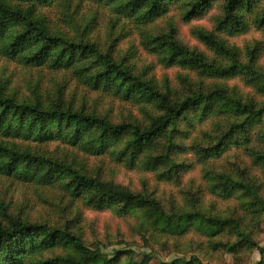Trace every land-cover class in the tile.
I'll return each instance as SVG.
<instances>
[{
	"label": "trees",
	"instance_id": "obj_1",
	"mask_svg": "<svg viewBox=\"0 0 264 264\" xmlns=\"http://www.w3.org/2000/svg\"><path fill=\"white\" fill-rule=\"evenodd\" d=\"M217 4L214 31L191 32L208 53L184 44L169 15L190 23ZM251 25L261 42L240 49L224 38ZM130 32L163 69L182 72L174 82L139 67L132 47L118 49ZM263 53L264 0H0L1 60L62 72L98 96L95 105L78 103L67 82L23 87L0 75V264H152L170 239L178 256L158 264H212L218 254L254 252L260 255L255 264H264L256 241L264 182L251 168L219 164L232 149L242 150L264 176ZM234 78L252 95L229 85ZM102 99L130 105L137 115L115 114ZM52 143L71 152L51 151ZM89 157L171 183H180L194 164L202 179L182 203L164 204L147 183L136 191L122 186L90 166ZM17 183L52 191L63 206L43 199L54 215L34 213L11 195ZM219 200L232 203L223 208ZM84 210L132 220L130 230L149 252L136 259L130 245L109 252L106 242H91Z\"/></svg>",
	"mask_w": 264,
	"mask_h": 264
},
{
	"label": "rangeland",
	"instance_id": "obj_2",
	"mask_svg": "<svg viewBox=\"0 0 264 264\" xmlns=\"http://www.w3.org/2000/svg\"><path fill=\"white\" fill-rule=\"evenodd\" d=\"M109 14V13H105ZM220 15V9L218 4L214 6L213 9L209 10L205 15L193 19L190 23H185L180 19L178 13H171L173 22H175L178 29V35L180 40L192 48H198L200 51L207 52L206 47L196 40L192 35L193 28H205L206 30L214 31V21L217 16ZM98 36L102 39H105L106 27H107V17L98 25ZM159 26L162 28L166 27V22L162 21L159 23ZM131 31V30H130ZM225 36V35H224ZM228 40L229 43L235 45L236 47L243 49L247 44H254L255 42H261L263 40V35L258 31L253 25L250 28L238 35L232 37H224ZM129 47L133 48L136 54L137 65L144 67L153 68V73L157 79L161 80L164 76L169 77L173 82L175 81L178 74L182 73L177 69L165 70L162 66L158 65V60L148 53L142 46V40L140 36L136 33L130 32L128 37L123 39L118 45V49L121 52L126 51ZM260 63L264 65V53L261 56ZM3 74L6 77H9L11 82L15 86H25L26 83L32 82L36 83L41 81L44 84H50L52 79H57L59 82H67L69 90L73 91L76 94V98L79 100L78 103H84V100L89 101L90 104L95 105V100H98V96L92 94L83 87H79L76 81L71 80L70 76L64 75L62 72L53 73L46 68L40 70H26L24 68L18 67L13 63L5 62L0 59V75ZM229 85L237 86L244 94H251L252 90L245 87L243 83L240 82L239 78H234L229 80ZM85 101V102H86ZM101 103L108 108L114 110L115 114H129L132 112L134 115H137V111L133 109L130 105L121 102H114L111 99H102ZM257 149L262 148L259 143L255 145ZM58 149L60 151L71 152L69 146H64L59 143H52L49 145V150ZM228 157H224L219 164L228 165V160L232 165L237 167H248L251 168L252 172L258 174L259 180L264 182L263 172L259 171L255 165L252 163V158L247 153L242 152V150L232 149L227 154ZM81 156V155H80ZM190 162L193 159L192 156L189 157ZM87 162L90 166L100 167L103 169L106 175H109L108 178H114L115 182L129 187L132 190H139L143 188V184L147 183L149 190L153 191L161 201L166 204L170 201H179L183 202L184 199L188 197V194H191V187L195 189V186L192 184H199L202 179V168L199 165H194L193 168L182 172L180 183H171V182H160L157 181L155 176L151 173H145L137 168H126L125 166H120L112 163L107 157L106 158H94L89 157ZM145 180V181H144ZM11 195L18 202L24 201V203L29 206L34 213L38 214L41 212L42 215L52 214L54 215L53 209L42 204L41 200L47 199L50 203L57 206V208L63 206L62 199L60 196L54 192H47L41 188H37L33 185L19 184L17 183L11 189ZM210 196L207 195L205 201H209ZM232 201L223 202L219 200V207L225 208L227 205L231 204ZM83 215L86 219V224L89 226L87 229V238L89 240H96V238L101 242H106L107 245H110L108 251L113 249L125 248V246L130 245L138 253L135 255V258L138 259L141 257L139 252H149V249L144 247L143 239L138 235L133 233L130 230V227L134 223L132 220L122 219L111 212H99L94 210H84ZM187 238L181 239V242H184ZM257 243L260 247L264 248V218L261 225V230L256 238ZM158 250H163L162 247H155ZM164 250L160 252L159 257H155L152 264H158L160 260L170 261L173 256H178V249L175 247V239H170L169 243L163 245ZM216 260H220L219 262ZM260 260V255L258 252L253 254H241L237 257H233L230 254L222 253V255H217L212 264H255Z\"/></svg>",
	"mask_w": 264,
	"mask_h": 264
}]
</instances>
